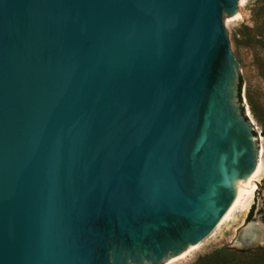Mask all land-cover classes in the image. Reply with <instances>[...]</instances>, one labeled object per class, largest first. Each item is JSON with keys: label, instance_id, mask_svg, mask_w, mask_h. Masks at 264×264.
<instances>
[{"label": "water", "instance_id": "95a60500", "mask_svg": "<svg viewBox=\"0 0 264 264\" xmlns=\"http://www.w3.org/2000/svg\"><path fill=\"white\" fill-rule=\"evenodd\" d=\"M240 1L0 0V264L207 263L262 188Z\"/></svg>", "mask_w": 264, "mask_h": 264}, {"label": "rangeland", "instance_id": "374dc122", "mask_svg": "<svg viewBox=\"0 0 264 264\" xmlns=\"http://www.w3.org/2000/svg\"><path fill=\"white\" fill-rule=\"evenodd\" d=\"M238 14L237 18L225 15L224 23L231 47L242 65L249 116L260 149L258 160L261 164L259 178L262 188L252 216L247 220L254 191L248 196L214 252L222 250V255L230 261L229 264H264V250H255L264 246V241L250 248L241 247L238 241L241 231L248 224L261 222L264 225V217L261 213V210H264V126L260 120L264 115V72L255 61V52L247 44V35L264 24V0H241Z\"/></svg>", "mask_w": 264, "mask_h": 264}, {"label": "trees", "instance_id": "16d2710c", "mask_svg": "<svg viewBox=\"0 0 264 264\" xmlns=\"http://www.w3.org/2000/svg\"><path fill=\"white\" fill-rule=\"evenodd\" d=\"M248 39V47L253 49L255 52V61L259 68H261V71L264 72V24L260 26L258 29L255 30V32L249 33L247 35ZM242 86H243V78L240 76L239 78V99L242 102L241 98V92H242ZM244 112V110H243ZM261 122L264 126V115L261 117ZM264 132V131H263ZM256 133V132H255ZM254 210V205L251 207L247 220L252 216ZM261 213L264 217V210H261ZM255 250H264V246H260L258 248H255ZM207 262L208 264H229L230 261L225 258V256L222 255V250L215 251L212 254L207 256Z\"/></svg>", "mask_w": 264, "mask_h": 264}, {"label": "bare ground", "instance_id": "6f19581e", "mask_svg": "<svg viewBox=\"0 0 264 264\" xmlns=\"http://www.w3.org/2000/svg\"><path fill=\"white\" fill-rule=\"evenodd\" d=\"M238 16H239V14L237 13V14H236V15H234L233 17H236V18H237ZM257 168H258V174H259V172H260V169H261V164L259 163V160H258V165H257ZM254 190H255V188H253L252 192H253ZM252 192H251V193H252ZM251 193H250V194H251Z\"/></svg>", "mask_w": 264, "mask_h": 264}]
</instances>
